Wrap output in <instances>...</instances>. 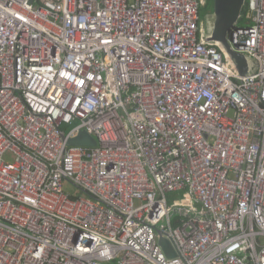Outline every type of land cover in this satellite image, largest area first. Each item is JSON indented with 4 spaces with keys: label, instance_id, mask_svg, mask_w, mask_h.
Instances as JSON below:
<instances>
[{
    "label": "built area",
    "instance_id": "built-area-1",
    "mask_svg": "<svg viewBox=\"0 0 264 264\" xmlns=\"http://www.w3.org/2000/svg\"><path fill=\"white\" fill-rule=\"evenodd\" d=\"M208 1L0 0V264H264V0L248 76Z\"/></svg>",
    "mask_w": 264,
    "mask_h": 264
},
{
    "label": "water",
    "instance_id": "water-1",
    "mask_svg": "<svg viewBox=\"0 0 264 264\" xmlns=\"http://www.w3.org/2000/svg\"><path fill=\"white\" fill-rule=\"evenodd\" d=\"M244 3L245 0H213L212 11L204 16V29L205 40L222 48L233 70L241 76H248L255 72L257 63L249 61L245 55L237 53L229 47L230 31L241 16ZM91 140L87 134L80 133L69 142L73 145H88ZM159 244L165 253L172 252L171 247L163 238H160Z\"/></svg>",
    "mask_w": 264,
    "mask_h": 264
},
{
    "label": "rangeland",
    "instance_id": "rangeland-1",
    "mask_svg": "<svg viewBox=\"0 0 264 264\" xmlns=\"http://www.w3.org/2000/svg\"><path fill=\"white\" fill-rule=\"evenodd\" d=\"M213 9V0H209L208 1V4H207V8L205 10H202L201 13H200V18L201 20L204 19V16L206 14V12H211ZM248 17V15H246V18ZM94 144V139L91 140L90 142V145L93 146ZM3 159L5 162H9V163H12L14 161V157L11 153H6L4 156H3ZM64 190L70 194H75L74 191H73V188L71 186H69L68 184H64Z\"/></svg>",
    "mask_w": 264,
    "mask_h": 264
},
{
    "label": "trees",
    "instance_id": "trees-1",
    "mask_svg": "<svg viewBox=\"0 0 264 264\" xmlns=\"http://www.w3.org/2000/svg\"><path fill=\"white\" fill-rule=\"evenodd\" d=\"M201 34H202V37L204 36V27H202L201 29Z\"/></svg>",
    "mask_w": 264,
    "mask_h": 264
},
{
    "label": "bare ground",
    "instance_id": "bare-ground-1",
    "mask_svg": "<svg viewBox=\"0 0 264 264\" xmlns=\"http://www.w3.org/2000/svg\"><path fill=\"white\" fill-rule=\"evenodd\" d=\"M205 35H206V34H205V29H204V36H203V37H205Z\"/></svg>",
    "mask_w": 264,
    "mask_h": 264
}]
</instances>
